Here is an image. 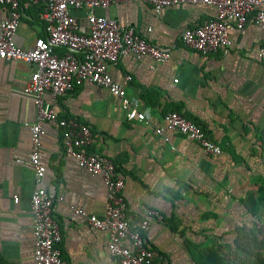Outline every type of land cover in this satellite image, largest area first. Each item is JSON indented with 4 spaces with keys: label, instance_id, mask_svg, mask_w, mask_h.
Here are the masks:
<instances>
[{
    "label": "crops",
    "instance_id": "obj_1",
    "mask_svg": "<svg viewBox=\"0 0 264 264\" xmlns=\"http://www.w3.org/2000/svg\"><path fill=\"white\" fill-rule=\"evenodd\" d=\"M41 12V5L22 0L19 47L31 49L44 37ZM71 14L87 29L85 9ZM95 14L131 25L170 50L165 63L130 54L109 69L116 81L132 77L126 96L146 120L128 121L120 100L91 83L56 98L47 92L45 102L58 117L90 128L88 151L123 176L122 196L134 222L149 210L159 212L161 221H151L144 237L156 264H264V247L250 241L260 240L254 222L264 223V63L258 58L264 31L254 24L230 29L228 52L204 56L186 48L181 35L214 18L212 6L183 4L156 14L131 1L97 8ZM5 16L0 6V22ZM34 71L29 62L0 60V264H33L34 172L17 160H26L31 149L25 124H33L37 114L23 88ZM170 112L199 125L222 153L210 156L178 134L164 141L155 129ZM43 126V185L62 233L63 264H119L108 253V235L88 222L89 216L105 215V186L65 153L60 128Z\"/></svg>",
    "mask_w": 264,
    "mask_h": 264
},
{
    "label": "built area",
    "instance_id": "obj_2",
    "mask_svg": "<svg viewBox=\"0 0 264 264\" xmlns=\"http://www.w3.org/2000/svg\"><path fill=\"white\" fill-rule=\"evenodd\" d=\"M137 1L149 5L156 14L169 7L183 4L212 6L216 15L202 26L187 29L181 35L182 44L198 54L207 56L219 51L227 53L231 47L230 29L243 30L254 24L264 31V0H28L30 4L41 5V19L44 37L36 39L31 49H23L15 42V35L21 19L22 0H0L6 16L0 22V60H22L34 64L23 93L30 96L36 110V121L25 124L30 133V153L24 161L34 172L35 188L30 198L33 216V264H63L59 244L62 233L54 218V202L43 183L46 166L41 146L45 136L43 124H54L61 130L64 151L74 158L78 166L92 176L100 178L106 188V208L103 218L89 216L92 228L108 235V253L119 264H156L154 255L145 242V234L151 221H161L156 210L147 211L139 222H134L127 212L122 190L124 178L111 162L88 151L93 135L90 128L76 120L60 118L55 109L44 100L49 92L54 98L64 96L85 83L105 89L121 102L128 121L144 122L145 115L138 105L131 102L125 86L132 77L127 75L116 81L110 74V67L127 55L137 58L147 56L155 63H165L170 50L160 48L140 36L131 25L122 26L115 19L98 16L97 8H107L120 2ZM87 11V29L82 30L72 10ZM61 48L63 54L56 50ZM258 58L264 63V44L258 51ZM176 82V81H174ZM155 133L168 141L167 134H178L195 142L210 156H219L222 149L213 143L204 130L177 112L164 116L163 126ZM18 202V198H14ZM74 213L83 215L80 208ZM255 230L264 240V223L254 222Z\"/></svg>",
    "mask_w": 264,
    "mask_h": 264
},
{
    "label": "trees",
    "instance_id": "obj_3",
    "mask_svg": "<svg viewBox=\"0 0 264 264\" xmlns=\"http://www.w3.org/2000/svg\"><path fill=\"white\" fill-rule=\"evenodd\" d=\"M259 237V236H258ZM260 238V237H259ZM250 241L253 243L254 242V248H262L264 247V240L262 238H260V240H257V237L254 236L253 239L250 238ZM249 241V243H251Z\"/></svg>",
    "mask_w": 264,
    "mask_h": 264
}]
</instances>
